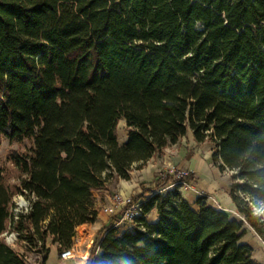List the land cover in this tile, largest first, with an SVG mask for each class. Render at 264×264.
I'll return each mask as SVG.
<instances>
[{
    "label": "trees",
    "instance_id": "1",
    "mask_svg": "<svg viewBox=\"0 0 264 264\" xmlns=\"http://www.w3.org/2000/svg\"><path fill=\"white\" fill-rule=\"evenodd\" d=\"M188 130L213 145L233 203L264 240V0H0V134L33 142L8 155L19 187L0 176V264H26L3 239L17 192L35 200L13 228L46 262L49 242L71 249L96 222L97 193ZM194 178L140 185L135 229L120 233L114 217L89 264H257L240 243L244 222L206 195L194 209L178 189L162 194Z\"/></svg>",
    "mask_w": 264,
    "mask_h": 264
},
{
    "label": "rangeland",
    "instance_id": "2",
    "mask_svg": "<svg viewBox=\"0 0 264 264\" xmlns=\"http://www.w3.org/2000/svg\"><path fill=\"white\" fill-rule=\"evenodd\" d=\"M118 141L119 144H123L122 141L126 140L128 134V128L125 121H120L117 127ZM33 148L32 140H24L21 143L11 142L5 136L0 134V176L2 177L5 184L13 189H17L20 185V172L17 168L8 160V155L11 152H17L20 154L31 153ZM213 145L209 142L198 144L189 134L181 139L177 145H170L166 149L158 152L153 156L146 164L137 163L132 168L131 180H113L109 182L106 190L101 191L96 194L97 203L96 209L98 211V216L101 215L106 219L107 226L110 225L113 221V217L105 215L102 213L103 209L112 204L113 199L117 195H122L126 199L138 196L141 193L140 185L143 183L147 187H151V183L159 178L161 175H166L168 173H175L178 171H187L193 173L189 168L190 164H195L198 169L202 166L206 170L211 171L212 175L210 176L213 179L212 182L218 185L219 190L215 191L212 195L209 194L208 186L203 185L202 188L194 185L192 189H189L186 185H174L167 190L163 191L162 194H165L169 190L178 189L179 193L187 200L190 201V205L197 209L195 202H192L194 198L203 197L209 195L207 200L208 204H212L215 207L226 208L225 203L220 200L224 195H228L230 192L231 185V174L227 171H221L216 163H214L212 158ZM150 165H154L151 167ZM194 169V168H193ZM195 173V184L200 179V170H194ZM212 183V184H214ZM126 187V188H125ZM18 191V190H17ZM22 194L17 192L13 197L11 207L12 209L16 208V203L18 202L19 196ZM119 219V224L117 228L120 233L125 231H133L136 227V223L130 222L128 220L122 219V216ZM148 222H152L157 219L156 212L149 214L146 217ZM105 223V222H103ZM13 227H7V231L3 235L5 242L10 240L11 234L13 233ZM98 233V232H97ZM97 233L94 235L92 231L89 230H79L77 229L76 237H78V244L73 245L72 248L75 250V260L68 262L67 264H82V261L85 260L84 252L86 254L85 264H89L90 261V252L92 246L88 249L87 243L88 240L92 237L93 240L96 239ZM12 249L16 252H26L28 244L24 239L18 238L17 242L13 245H10ZM60 250L59 255L60 256ZM55 256H50L48 264H60L59 259Z\"/></svg>",
    "mask_w": 264,
    "mask_h": 264
},
{
    "label": "built area",
    "instance_id": "3",
    "mask_svg": "<svg viewBox=\"0 0 264 264\" xmlns=\"http://www.w3.org/2000/svg\"><path fill=\"white\" fill-rule=\"evenodd\" d=\"M177 173L179 177H186L189 175V172L187 171H178ZM182 185H186L189 189H192L194 187V185H188L185 183H183ZM34 200V197L29 198L25 194L19 196L18 202L16 203V208L10 209L11 219L8 224L9 227H13V224H15L21 216L27 215L31 212ZM102 213L113 218H120L122 216V219L135 223L137 218L143 216V208L141 203L133 202L132 198L126 199L122 195H117L113 199L112 204L104 208ZM119 222L115 224V227H117ZM18 238L19 233L13 229L10 240L6 242L7 245L10 246L15 244ZM78 241V237H75L74 243L78 244ZM17 253L23 258L26 264H45L46 255L44 251L39 247L32 248L28 246L26 248V252ZM75 258L74 248L63 249L60 253V259L63 261L75 260Z\"/></svg>",
    "mask_w": 264,
    "mask_h": 264
},
{
    "label": "crops",
    "instance_id": "4",
    "mask_svg": "<svg viewBox=\"0 0 264 264\" xmlns=\"http://www.w3.org/2000/svg\"><path fill=\"white\" fill-rule=\"evenodd\" d=\"M188 134H189L190 138H192L195 141V139L193 137V133L190 130H188L187 135ZM122 142H123V144L125 143V141H122ZM150 166L154 167V165H150ZM189 168L193 171V173H194V170H200V175L201 176H200V179L197 181V188L198 187L202 188L203 185L208 186L209 189H208L207 192L209 194H211V195L215 191L219 190L218 185L215 184L214 182H212L213 179L210 178V176L212 175L210 169L206 170L205 168H203V166L200 169H198V167L195 164H193V163L190 164ZM212 183H214V184H212ZM206 196L209 198V195H206ZM220 200H222L225 203L226 208L219 207V209L224 210L227 213H229V215L231 216V218L233 220H236V221H239V222L240 221L244 222L243 231L245 232V235L241 238L240 243L251 246L252 249H253V260L257 264H264V240H262L256 234V232L246 223V221L243 218V216L239 214L235 204L233 203V201H232V199L230 197V192H229L228 195H224L222 198H220ZM187 201L190 204V201L189 200H187ZM192 202H196V198H194V200ZM208 205L215 207L211 203L208 204ZM156 221H157V219L153 220L152 222L155 223ZM103 222H105V223H103ZM106 222H107L106 219L103 218L101 215H99L95 223L82 225L78 229L79 230L92 231L93 234L95 235L102 228L107 226ZM94 241L95 240H93L92 237L88 240V243H87V248L88 249L92 246V244H94ZM48 248H49V254H48V258H47L45 264H48V260H49L50 256H55V258H57L58 255H59V247H58V245H53L51 242H49L48 243ZM83 254H84L85 260L82 261V264H85L86 259H87V257H86L87 252H84ZM58 259H59V263L60 264H67L68 262L70 263V262L74 261V260L63 261V260L60 259V256L58 257Z\"/></svg>",
    "mask_w": 264,
    "mask_h": 264
}]
</instances>
